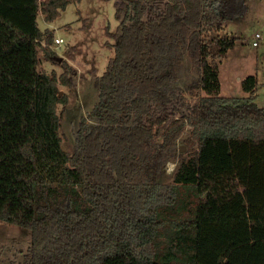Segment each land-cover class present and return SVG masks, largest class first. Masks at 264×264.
I'll list each match as a JSON object with an SVG mask.
<instances>
[{
	"label": "trees",
	"instance_id": "1",
	"mask_svg": "<svg viewBox=\"0 0 264 264\" xmlns=\"http://www.w3.org/2000/svg\"><path fill=\"white\" fill-rule=\"evenodd\" d=\"M69 3L0 0V221L30 232L23 264H264V107L254 75L230 98L218 71L246 0L115 1L113 55L70 153L58 87L76 70L38 69L39 50L58 62L36 22Z\"/></svg>",
	"mask_w": 264,
	"mask_h": 264
},
{
	"label": "rangeland",
	"instance_id": "2",
	"mask_svg": "<svg viewBox=\"0 0 264 264\" xmlns=\"http://www.w3.org/2000/svg\"><path fill=\"white\" fill-rule=\"evenodd\" d=\"M117 0H70L59 16L46 22L38 11L36 22L40 30L53 29L54 38L62 39L60 44L51 45L55 56L66 60L76 70V87L68 90L59 86L62 95H67L68 102L63 107L58 105L57 111L62 112L61 140L65 151L71 152L74 146V133L79 119L85 116L97 102V90L94 81L105 70L108 59L113 55L112 49L104 46V42H113L108 38L106 30L115 32L118 22L114 17V2ZM247 10L243 16L225 21L221 36L235 37L236 42L228 50L218 64L220 96L230 98H246L242 90L241 80L254 75L258 84L255 104L264 107V0H246ZM255 32L261 35L259 46L251 45ZM38 69L49 74L61 72L58 64H53L38 51ZM56 59V58H55ZM57 60V59H56ZM188 66V64L186 63ZM195 76L189 67L184 69L180 85L186 78ZM186 134V133H185ZM185 134L182 136L184 137ZM178 147L185 152L183 144ZM178 149V150H179ZM174 161L165 165L163 183L171 180L175 168L168 169ZM30 232L26 229L0 221V264H23V254L29 245Z\"/></svg>",
	"mask_w": 264,
	"mask_h": 264
},
{
	"label": "built area",
	"instance_id": "3",
	"mask_svg": "<svg viewBox=\"0 0 264 264\" xmlns=\"http://www.w3.org/2000/svg\"><path fill=\"white\" fill-rule=\"evenodd\" d=\"M261 38H262L261 35H260L258 32H255L254 35H253V38H252L251 45H252L253 47H257L258 44H259L258 42H259V40H260ZM54 42H55L56 44H60V43L62 42V39L55 38V39H54Z\"/></svg>",
	"mask_w": 264,
	"mask_h": 264
},
{
	"label": "water",
	"instance_id": "4",
	"mask_svg": "<svg viewBox=\"0 0 264 264\" xmlns=\"http://www.w3.org/2000/svg\"><path fill=\"white\" fill-rule=\"evenodd\" d=\"M54 58H56L58 62H61V60H62L61 57H57V56H55ZM61 95H62V91H59V92H58V96H61ZM179 151H181V150H179Z\"/></svg>",
	"mask_w": 264,
	"mask_h": 264
},
{
	"label": "clouds",
	"instance_id": "5",
	"mask_svg": "<svg viewBox=\"0 0 264 264\" xmlns=\"http://www.w3.org/2000/svg\"><path fill=\"white\" fill-rule=\"evenodd\" d=\"M175 167H176V165H174V164H173V165H172V167H171V168H169L168 170H169V171H171V170H172V168H175Z\"/></svg>",
	"mask_w": 264,
	"mask_h": 264
},
{
	"label": "crops",
	"instance_id": "6",
	"mask_svg": "<svg viewBox=\"0 0 264 264\" xmlns=\"http://www.w3.org/2000/svg\"><path fill=\"white\" fill-rule=\"evenodd\" d=\"M258 46H259V45H258ZM258 46H257V47H258Z\"/></svg>",
	"mask_w": 264,
	"mask_h": 264
}]
</instances>
